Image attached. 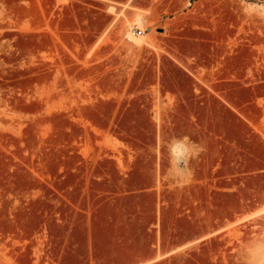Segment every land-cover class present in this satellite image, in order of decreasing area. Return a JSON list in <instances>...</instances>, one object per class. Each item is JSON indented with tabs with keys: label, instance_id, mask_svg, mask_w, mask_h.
<instances>
[{
	"label": "rangeland",
	"instance_id": "1",
	"mask_svg": "<svg viewBox=\"0 0 264 264\" xmlns=\"http://www.w3.org/2000/svg\"><path fill=\"white\" fill-rule=\"evenodd\" d=\"M136 14L174 76L206 85L194 146L149 149ZM186 218L214 233L148 264H264V0H0V264H137Z\"/></svg>",
	"mask_w": 264,
	"mask_h": 264
},
{
	"label": "crops",
	"instance_id": "2",
	"mask_svg": "<svg viewBox=\"0 0 264 264\" xmlns=\"http://www.w3.org/2000/svg\"><path fill=\"white\" fill-rule=\"evenodd\" d=\"M141 34L145 35V41L143 42L142 40L143 43L141 42V45H133L135 51H139L140 56L135 63L136 65L134 66L133 76L129 81L130 83H128L132 87L134 101H138L139 103L138 107H134V110L140 109L143 106L147 110L150 118H158L161 121L158 127L152 129L154 141L149 145V149L163 151L166 145L168 147L172 146L174 140L177 142V140L184 138H187L190 145L194 146L196 141L190 135L198 133V126L191 119L196 120L198 118V112L207 109L206 85L194 75L183 72L179 66L175 68L177 76H174L172 56L162 53L157 57L155 55L156 49L152 42L147 39V34H150V38L152 39L159 38V36L152 35V31L148 33L142 31ZM212 85L209 83L212 92H215ZM198 92H201V100H198ZM208 98L213 103V98L210 95ZM170 118L176 120L173 121L172 126L167 127L164 125V121ZM208 133H220V129L215 130L213 128ZM174 147L175 144L172 147V151L174 156H176ZM185 149L186 147L184 145L183 150L185 151ZM132 164L136 166H164L167 163H165L164 159L154 156L150 160L133 159ZM149 172V177L146 182L148 192L156 197L163 196L164 193L155 179L156 172L159 173L158 170L150 169ZM178 226L185 232H175L171 242L162 247L159 252H152L145 256L151 257L145 259V261L149 260L145 264L152 263L160 259V257H166L180 252L214 233V231L206 232L202 230L197 234L196 225L194 223L191 225V219L187 220V218L179 219ZM173 229L176 230L177 227H173ZM211 229L215 230L214 227ZM156 255L160 256L152 259Z\"/></svg>",
	"mask_w": 264,
	"mask_h": 264
},
{
	"label": "bare ground",
	"instance_id": "3",
	"mask_svg": "<svg viewBox=\"0 0 264 264\" xmlns=\"http://www.w3.org/2000/svg\"><path fill=\"white\" fill-rule=\"evenodd\" d=\"M144 21H145L144 17H142L141 15H136L132 20L127 22L126 28L124 30V36H125V39L131 44L137 45V46L141 44L143 40V36L136 32V28L142 27ZM182 150H183V146L181 145L179 147L177 146L174 147V152L177 154L176 155L177 162L182 160V157H181L182 154L179 153V152H182Z\"/></svg>",
	"mask_w": 264,
	"mask_h": 264
},
{
	"label": "built area",
	"instance_id": "4",
	"mask_svg": "<svg viewBox=\"0 0 264 264\" xmlns=\"http://www.w3.org/2000/svg\"><path fill=\"white\" fill-rule=\"evenodd\" d=\"M137 33L140 34V30H137Z\"/></svg>",
	"mask_w": 264,
	"mask_h": 264
}]
</instances>
